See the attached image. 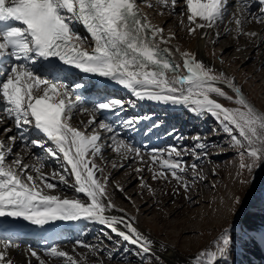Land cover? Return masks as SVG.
I'll list each match as a JSON object with an SVG mask.
<instances>
[{"label": "snow or ice", "instance_id": "obj_1", "mask_svg": "<svg viewBox=\"0 0 264 264\" xmlns=\"http://www.w3.org/2000/svg\"><path fill=\"white\" fill-rule=\"evenodd\" d=\"M142 3L149 8L160 6L170 15L176 14L178 4L184 5L180 15H186L191 35L198 29L211 28L221 22L227 0H155V4L148 0H0V61L5 58L14 61L5 73L6 79L0 80L4 115L13 121L17 130L27 131L24 126L29 125L50 141L54 147H44L37 139L31 140V144L60 162L62 172L74 177V183L58 172H53L51 179L59 176V183L87 198L82 201L50 194L46 190H55L57 184L43 174V164L32 168L36 173L33 176L30 166L21 159L7 163L5 146L0 142V217L22 218L40 227L54 221L88 219L106 225L117 237L135 245L144 254L152 249V241L132 223L123 217L105 215L114 205L106 202V184L97 178L99 169L88 159L90 155L95 157L101 153L100 136L96 132L88 135L71 125L72 113L80 103L79 99L73 103L72 89L84 85L64 83L67 74L61 75V66L113 81L138 100L183 105L194 114H210L230 136L231 146L239 150L241 170L252 172L264 164V113L248 102L234 80L215 73L193 53H180L182 63L173 61L171 50L162 45L174 37L170 35L165 39L164 29L151 24L142 13ZM259 3L264 6V0ZM243 7L247 9L248 4L244 2ZM260 11L264 13V7ZM255 19L264 23V17ZM180 22L184 23L183 18ZM235 23L239 28L241 20ZM81 27L87 36L80 34ZM249 35L255 36V33ZM176 52H180L179 48ZM218 82L227 84L235 97L218 87ZM214 96L236 107H225ZM123 103L109 99L94 102L91 108L84 107L83 111L93 115L88 123L94 124L96 112H115ZM136 122L129 119L124 126L131 127ZM99 127L112 131L103 122ZM4 131L11 132L12 128ZM10 139L14 141L15 137ZM199 147L205 146L200 144ZM113 150L121 156L131 152L140 155L139 149L123 140L115 141ZM173 153L176 157L181 155L173 148L168 153L169 159L160 160V168L180 181L182 178L177 170L184 172L186 169L179 159H171ZM246 159L250 163L246 164ZM191 167L195 173L197 166ZM166 172L160 171L158 175L167 178ZM118 225H123L127 231ZM249 240L264 246V228L250 235ZM232 244L233 237L227 229L223 230L215 251H202L194 264H227ZM13 246L11 242H3L0 264H12L6 256ZM29 251L39 260L35 251ZM47 254L53 258L67 257L68 264H76L72 257L56 247Z\"/></svg>", "mask_w": 264, "mask_h": 264}, {"label": "rangeland", "instance_id": "obj_2", "mask_svg": "<svg viewBox=\"0 0 264 264\" xmlns=\"http://www.w3.org/2000/svg\"><path fill=\"white\" fill-rule=\"evenodd\" d=\"M153 1L155 0H148V2ZM249 1L227 0L226 12L223 21L220 23L218 28L222 29L226 23L229 25V28H231V31L226 32V34L220 37L219 35L215 37V39H218L217 41L213 39V36L208 37L205 43V50L208 58H210L212 62H220L221 65H223L221 69L227 73L226 78L229 80H234V83L249 96L253 103H255L260 108L261 113H264V45H261V47L258 49L257 43H254V40L256 39L257 41L259 36H262L263 38L264 31L262 27H264V23L256 22L255 18L264 17V13L260 11L261 7L264 6L259 3V0H254V2L252 1L250 3ZM244 2L248 4L247 9L243 7ZM154 7L158 8L156 6ZM183 7L184 5L182 4L177 5L176 14L170 16L171 19L167 21V25H163L164 30L169 29L170 32L171 28L173 29L174 27L183 28L184 30L188 29L186 15L183 17L180 15ZM161 18H163V15ZM182 18L184 21L183 24L180 22ZM237 19L241 20V25L239 28L235 23ZM261 31H263V33ZM259 32L261 35H258ZM249 33H255V36L249 35ZM187 38H179L181 45L184 47L187 46ZM189 38H194V36L190 35ZM263 40L264 39L258 41L262 42ZM244 44H248L249 48L244 47ZM227 45H234L235 47H231L230 54L223 56L222 54L225 52V46ZM9 70L10 68L8 66L7 69L3 71L4 74L0 76V80L6 79L5 73ZM214 72L217 74L222 73L221 71ZM220 83L222 82H218L217 86L222 88V90H224L229 96H233L234 98L235 96L224 89ZM110 99H118L123 101V106H126L127 108H132L135 110H141L144 108L141 107L139 102L130 100L128 95L120 96V98L113 97ZM217 99L225 107H236L234 103H231L226 99L220 97H217ZM87 103L88 102H86V105H84L87 108H90L91 104H93ZM3 108L4 105L2 102H0V122L2 123L7 119L4 115ZM147 111L148 112L143 113V115L145 117H152L150 128H156L167 124L168 127L165 133L161 135V138L164 139L163 141H165V139H167L165 138L167 137L165 134H168L172 131L171 129L174 128L172 118L175 116L179 117L180 115H174L170 119L168 118L170 115L167 112H162L161 110L157 111L155 109H149ZM77 113H79V111L74 114ZM88 114L89 113H86V115ZM181 114L182 117L180 116L178 118L179 120L177 119L178 123H176V126L179 125L182 128L186 127L185 133H179L181 136L178 133H173L170 138H168L170 140L167 141V144L155 147L154 149L157 151V153H155L153 157L149 158H151L153 162V158L158 157V160L155 159L156 162H154L156 165L153 164V168L149 166L144 170V173H142L141 176H138V178L136 177L137 179L134 178L131 182L132 185H130V188H128L126 191H122L123 193H120V189H116L115 186H119L121 181L125 179L127 180L129 176H132L133 173L137 172L134 170V168H138L140 162H142L140 160L142 159L137 161L138 157L136 158L135 152H131V154L128 153L126 155H131V159L134 160L133 163H128L127 167L125 168L119 167V173L114 178L110 180L106 179L104 181L102 177H100L101 182L106 184V196H111L112 200L108 198V201H110L114 206L122 207L129 215L138 211V207L139 211L141 210L145 221L149 223L151 227H154L155 224L160 223V219L156 221L154 217H158L159 214L162 215L167 207H163L162 203L164 200L163 196L165 195V193L162 192V185L165 183L167 178H163L158 175V173L161 171L160 160L170 158L168 152L171 150V147L177 149V151H179L182 156L181 159L179 158V160L181 161L182 166H184L186 169L184 172H179V170H177V174L182 178L178 187L180 189L178 190V193L181 194L182 190H185V185H187L188 195L192 196L193 190H195L198 186L203 185L201 182L204 180L202 193L211 201V204L209 202H204L200 206H197L195 202H191L189 205H187L188 207L185 208L186 215L190 216L192 211H196V214L198 215H196L194 220L192 219V223H194L196 227L193 228L196 229V231L190 235L191 238H193V241L189 242L187 240L186 243H184L192 247V252H188L192 253L189 255L192 257L191 260L194 262L195 258L202 251H215V245L218 241L219 235L223 230L227 229L230 236L233 237V244L230 246L231 250L227 256V260L229 259L230 262L228 263L227 261V263L239 264L241 262L242 256L246 252L247 247L252 244V241L249 240V236L253 235V233L249 232L247 221L250 217L257 214L259 209H261L264 205V164L258 168H255L252 172L247 171V169L241 170L240 157L238 155L239 150L231 146L230 136L223 131L221 125L213 116L206 113L201 115L194 114L188 109V107ZM71 120L79 125V122L82 120V118L77 119L74 116ZM27 126L31 127L29 125ZM80 129L83 131L82 127H80ZM115 134L119 138H123L122 140L126 144L140 150L141 146L138 143V140L133 141V137L127 138L123 136L122 130L118 132L115 130ZM143 134H145V130ZM197 137H199L200 141L198 140V143H195ZM3 139V137L0 138L1 141H3ZM14 141H12L10 144L12 155L8 158V160H10L9 164H11L12 161L17 160L19 155L22 152L25 153L28 149V147L25 146L26 144L23 143L16 145ZM200 144H203L205 147L200 148ZM145 150H149V147ZM112 151V148L105 150L106 153H112ZM141 155L143 154H140L139 156ZM45 157V153L43 154L39 152V154L34 155V157L29 160V164L40 162L42 158ZM89 157L92 158L94 163L99 164L98 158L92 157L91 155ZM109 160L110 159H107V161ZM113 163L114 161L111 160V162L109 161V164L103 165V171H106V169ZM245 163H250V161L246 159ZM193 164L197 166L195 173L191 167ZM60 166L58 165L53 167L52 165H49V169L56 168V172L59 171V173L64 174L70 183H74L73 178H69L66 173L61 172L62 168ZM45 172L49 174V170ZM129 172L130 174L128 175ZM154 174L156 175L155 179L153 178ZM166 175L167 177H171L167 172ZM101 176H103V174ZM213 182L218 183V186L215 187L214 190L213 188L210 189L209 187V185L213 184ZM210 190H213L214 193L210 192ZM63 192L68 194L69 197L76 198L77 196L74 189L70 187H68L66 190H63ZM110 192L113 193V196L110 194ZM156 192L158 194L159 192L160 194L163 193V196L157 200L153 198L151 199V196H153ZM153 197L157 198L156 196ZM79 198L82 201H86L84 197ZM185 198H187V196H185ZM251 200L255 201V204L252 207L256 205L260 207L255 210H252L251 207L249 210L243 211V207ZM237 201L239 202L237 203ZM218 203H222V206H217ZM171 205L174 206L175 209L178 208V203H171ZM149 208L150 211L147 212L148 215L145 212L143 213V211ZM165 217H168V221L177 223L182 221L184 218L179 213L177 215H168ZM158 225L161 226V224ZM168 228L169 227L166 226L165 229L175 232L174 229ZM202 229L205 231L202 232ZM96 234V237L100 239V242L97 246L86 249V251H89L87 264H171L163 257L161 253L151 250L150 253L144 254L135 245L123 241L120 237H117L109 231L103 230L102 233L98 232ZM109 237H111V239H109ZM163 237L164 236L161 235H155V239L157 240H164ZM168 240H171L170 242H174L173 239ZM184 244L181 246H185ZM77 245L79 244L74 242L70 244V247L75 248ZM179 248L180 247H177V249ZM79 249L84 250L81 248ZM58 259L59 258H53L52 262L48 264H59L60 259Z\"/></svg>", "mask_w": 264, "mask_h": 264}, {"label": "bare ground", "instance_id": "obj_3", "mask_svg": "<svg viewBox=\"0 0 264 264\" xmlns=\"http://www.w3.org/2000/svg\"><path fill=\"white\" fill-rule=\"evenodd\" d=\"M252 1L254 2V0H250L249 3ZM150 3L155 4V1L150 2ZM156 7L158 8H155V7L149 8V7L144 6V4L142 3L141 11L148 18L151 24L157 27L163 28L164 27L163 25H165L167 21L171 19L170 17L171 15L168 14V11L166 9H163L160 6H156ZM160 12L163 13L161 14V16L163 15V18H161ZM222 21L218 22L217 25L211 28L205 27L202 29H198L194 34H191L194 36V38H189L190 35L188 33V29L184 30L183 28L174 27L173 29L171 28V31L169 32V29L165 27L167 29V30H164L163 32L165 39H167L170 35H172L174 38L171 39L168 44L162 45V47H167L171 50L172 52L171 59L175 61L176 63H182L180 53L191 52L195 55L198 61L203 62L207 67L213 69L214 71H221L224 74V76L227 77V73L221 69L223 65H221L220 62H212L210 58H208V55L205 50V43L208 37L213 36L214 37L213 39H215V37H217L218 35L220 37L226 34V32L231 31V28H229V25L226 23L222 27V29L218 28V26L220 25V23H222ZM262 29L264 31V27H262ZM78 30L81 35L87 36V33L84 31L82 27L79 28ZM263 31L261 32L263 33ZM258 35H261L260 32L258 33ZM179 38H187V42H186L187 46L185 47L182 46ZM262 39H264V33H263V38L262 36H259L257 41L262 40ZM217 40L218 39L216 38L215 41ZM257 41L255 39L254 43L255 42L257 43V47L259 49L261 45H264V40L262 42L261 41L257 42ZM235 46L234 45L225 46L226 49L222 55L225 56V55L230 54L231 47H235ZM248 46H249L248 44L247 45L244 44V47L247 48ZM177 48H179L180 52H176ZM13 62L14 61H12L10 58H7L6 63H3L2 66L5 65V68H7L8 66L10 68ZM1 67H0V76L4 74L3 72L4 70H2ZM64 73L67 74V79L63 80L64 83H68L70 86L74 85L75 83H81L84 85V87L80 89L73 88L72 89L73 95L71 97L73 103H77L78 99L80 101V103L74 109L72 113V117L75 116L77 119L82 118V120L79 122V125L76 122H73L72 120L70 122H71V125L75 128L80 129V127H82L83 131L86 132L88 135H92L93 132H96L99 134L100 140L98 141V143L101 147V153L95 156V158H98L99 164L94 163L92 161V158L90 157H88V159H90L97 166V169H99V171H96V176L100 181H101L100 177H102L104 181L106 179L110 180L114 178L119 173L118 172L119 167L125 168L127 167L128 163H133L134 161L133 159H131L130 157L131 155L121 156L114 150L112 151V153L105 152V150L108 148L113 149V146L111 145H113L115 141L123 139V138H119L115 134V130L117 132L122 130L123 136L127 138L133 137L134 138L133 141L138 140V143L141 146L139 152L140 154H143V155L141 156L136 155V158L138 157L137 161H139V159H142L140 160L142 162H140V165L138 166V168L137 167L134 168V170L137 171V169H139V171L133 173V175L131 174L132 176H129L127 180L125 179L121 181L119 186H115L116 189L117 188L120 189V193H123L122 191H126L128 188H130V185H132L131 184L132 180L136 177L138 178V176H141L142 173H144L145 169H147L149 166L153 168L152 165L154 164V162H152L151 158L149 157H153L154 154L157 153V151L154 149L155 147H159L161 145L167 144V141L170 140L168 138H170V136L173 133L179 134L182 132L185 133L186 131V127L182 128L179 125L176 126V123H178L177 119L182 115L181 113L185 109H187L186 106L172 105V104L166 105V104L158 103L154 101L138 100L128 90L124 89L122 86L116 84L115 82L109 81L106 78H101L97 76H92L90 74L80 73L79 70L77 69H74L71 72L62 71L61 75L63 76ZM220 85L235 96L233 91L227 87V84L222 82L220 83ZM236 87L238 86L236 85ZM242 94L248 100V102L254 106V108L258 112H261L260 108L250 100L249 96L246 93H244L243 90H242ZM125 95H128L129 98H131L132 100L138 101L141 107L142 108L144 107V108L141 110H135L132 108H127L126 106H122V108L116 109L115 112H107V111L96 112L94 114L96 122L94 124L88 123L89 120L93 119V115L92 114L86 115V112L83 111V108L86 107L84 106L86 105L85 104L86 102L94 104V102L106 101L113 97L120 98V96H125ZM213 98L217 99V97H213ZM93 104H91V107L93 106ZM149 109L150 110L155 109L157 111L161 110L162 112H167L170 115L168 117L170 119L174 115H177V114L180 115L179 117L175 116L172 118L174 128L171 129L172 131L169 132L168 134L166 133L167 135L165 134V136H167L165 137L167 138L165 139V141H163L164 139L161 138V135L165 133L168 127L167 124L161 125L160 127H156V128H150V125L152 123L151 122L152 117H150L149 119H142L145 117L143 113L148 112L147 110ZM77 111H79V113L74 114ZM129 119L136 120L137 122L134 123L131 127H125L124 122ZM101 122L108 124L112 128V131L109 132V131L100 129L99 124ZM24 127L27 129V131L17 130L15 128L13 121L8 120V119H6L3 123L0 122V134H1L0 138L1 137L4 138L3 139L4 142L1 140L0 142H3L5 146L4 150L6 153V162L10 163V160H8V158L11 157L12 155V152L10 150V146H11L10 144L13 141L12 139H10V137L14 136L15 137L14 142L16 145L24 143L26 144L25 146L28 147L25 153L22 152L19 155L18 159L23 160L24 164H27L30 166L29 171L31 172V174L35 176L36 173L32 171V168L41 167V164H43V167L41 169L43 174L50 178V182L57 184V188L55 190H46V191H49L50 194H53V195H59L62 198L74 199L73 197H69L68 194H65L63 192V190H66L68 186L62 183H59L58 176L54 180L51 179V174L53 172H56L57 170L56 168L49 169V165H52L53 167H55L58 165L60 166L61 163L55 160L54 158L48 157L42 148L40 147L37 148L36 146L32 145L31 140L33 139L41 140L44 143V147H54V146L51 144L50 141H47V139L42 134L38 133L32 127H28L27 125H25ZM5 128H12V131L5 132L4 131ZM144 130H145V134H143ZM198 140L200 141V139H197L195 140V143H198ZM15 144H14V147H15ZM148 147H149V150L146 151L145 149H147ZM170 149L172 150L173 147H171ZM39 152L43 154L45 153L46 157L42 158L40 162L29 164V160L32 159L34 155L39 154ZM181 157H182L181 155L180 157H176L175 153H173L171 156L173 160H176L179 158L181 159ZM155 158L158 160V157H155ZM107 159H110L109 160L110 162L111 160L114 161V163L111 164L106 169V171H103L102 166L109 164V161H107ZM143 161L146 163H144ZM47 170H49V174L45 172ZM160 170L166 172V170L164 169L160 168ZM102 174L103 176H101ZM129 174L130 172L128 173V175ZM169 175L171 177H167L165 183H163L162 185L163 191L162 190L161 191L165 193V195L163 196V193L160 194V192H159L160 194L159 195L156 192L153 196H156L157 198H154L153 196H151V199L153 198L156 200L163 196L164 200L163 201L161 200L163 203V207L167 206L162 215L159 214L158 217H154L156 221L160 219V223L158 224H161V226L158 224H155L154 227H151V225L145 221V218L144 216H142L143 214L141 210L139 211L138 207H137L138 211L129 215L128 213L124 211L122 207L114 206V208L106 212L105 215L123 217L125 221L132 223L133 226L136 227L139 232H141L145 237H147L150 241H152L151 250H155L161 253L163 257L169 263L171 264H194V262L191 260L192 257L189 256L192 253H188V252H192L191 251L192 247L184 243H186L187 240L189 242L193 241V238H191L190 235L194 233V231H196V229H193L196 227H195V224L192 223L193 222L192 219L194 220V218L197 215L196 214L197 212L192 211L190 213V216H188L186 215L185 208H187L188 207L187 205H189V203L191 202H195L197 206H200L204 202H209L211 204V201L208 199V197L204 196V194L202 193L203 191L202 188L204 187V180L202 182L200 181L201 184L203 185L198 186L195 190H193V195L189 196L187 190H184V191L182 190L181 194L178 193V190H180L178 187L181 181H177L176 179H174L171 173H169ZM68 177L74 179V177H71V176H68ZM217 186H218L217 182H213V184L209 185L210 189L213 188V190ZM213 190H210V192L214 193ZM110 194L113 196V193L110 192ZM76 195H77L76 198L84 197L85 200H87V198L82 193L81 194L76 193ZM107 196H106V202L108 201V198L111 199V196H108V197ZM185 196H187L188 199L185 198ZM171 203H178V208L175 209V207L172 206ZM218 205L222 206V203H218L217 206ZM259 207L260 206L256 205L252 207V210H255ZM149 211H150V208L143 211V213L145 212L147 214V212ZM178 213L182 215V217H184L182 221H179L178 223L170 222L168 221V217H165L168 215L170 216L177 215ZM198 218H202V217H198ZM247 223H248V230L249 232H252L253 235L256 234L257 231L264 228V205L261 209H259V212L257 214H255L254 216L248 219ZM166 226L169 227L170 229H174L175 232L166 230L165 229ZM117 227L120 228L121 230L127 231L126 229H124L123 225H118ZM103 230L111 232V229L107 227L106 225H101L97 222H93L92 220L83 219V218L80 220L54 221V222H50L49 224L44 225L43 227H40L37 225L30 224L28 221H25L22 218L0 217V250H3V242H11L14 245L13 247L7 250V256H6L8 260H11L12 264H41V261H43L44 264L51 263L53 257L48 255L47 253L52 247H56L59 251H63L67 253L68 256L72 257L73 260L76 261V264H87L88 263L87 258L89 257V251H86V249H89L91 247H95L98 245V243L100 242V239L96 237L97 236L96 233L98 232L102 233ZM204 231L205 230L202 229V232ZM113 234L115 235V233ZM155 235L164 236L163 237L164 240L155 239ZM168 239H173L174 242H170L171 240L169 241ZM87 241H90V242H87ZM74 242L79 245H77L76 247L74 246L75 248L70 247V244ZM182 244L185 245L183 246L184 248L181 246ZM15 245H18V247H16ZM82 245H87L88 247H84ZM177 247H180V248L177 249ZM79 248L84 249V250H80ZM29 249L37 253L39 260L36 257H33L31 255V252L29 251ZM59 259H60L59 264H68L67 257H61ZM227 261L228 263L230 262L229 259ZM239 264H264V246L258 243L252 242V244L247 247L246 252L242 256L241 262Z\"/></svg>", "mask_w": 264, "mask_h": 264}, {"label": "water", "instance_id": "obj_4", "mask_svg": "<svg viewBox=\"0 0 264 264\" xmlns=\"http://www.w3.org/2000/svg\"><path fill=\"white\" fill-rule=\"evenodd\" d=\"M254 204H255V201H254V200H251L250 202H248V203L243 207V211H247V210H249Z\"/></svg>", "mask_w": 264, "mask_h": 264}]
</instances>
